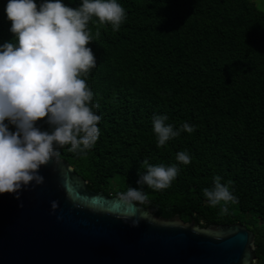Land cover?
I'll return each mask as SVG.
<instances>
[{
    "label": "trees",
    "instance_id": "1",
    "mask_svg": "<svg viewBox=\"0 0 264 264\" xmlns=\"http://www.w3.org/2000/svg\"><path fill=\"white\" fill-rule=\"evenodd\" d=\"M37 8L43 0H35ZM78 8L82 0H61ZM0 0V45L17 44L6 4ZM125 19L117 31L92 17L87 25L96 66L82 74L100 115L96 143L85 153L57 147L89 181V188L120 195L147 193L142 204L158 216L179 215L200 228L241 222L256 234L257 262L264 264V12L252 0H117ZM97 33H99L97 35ZM91 107V104L89 105ZM182 131L157 147L153 116ZM7 124L8 121L6 120ZM41 130L51 131L45 121ZM10 130L15 127L9 125ZM187 151L189 164L176 160ZM176 165L170 186L137 185L141 162ZM231 181L238 203L210 207L204 188ZM139 203V202H138Z\"/></svg>",
    "mask_w": 264,
    "mask_h": 264
},
{
    "label": "clouds",
    "instance_id": "2",
    "mask_svg": "<svg viewBox=\"0 0 264 264\" xmlns=\"http://www.w3.org/2000/svg\"><path fill=\"white\" fill-rule=\"evenodd\" d=\"M5 11L17 44L0 45V194H14L19 200L30 185L44 183L39 169L58 155L54 145H70V152L83 154L96 143L101 116L93 109L99 105L92 102L93 92L81 78L97 64L87 47L95 40L86 29L90 19L98 17L101 24L110 23L117 31L125 9L117 0H82L78 8L61 0H43L39 9L35 0H8ZM152 120L158 148L182 131L195 130L188 123L174 129L165 124L167 115H154ZM38 121H45L51 131L41 130ZM176 160L186 165L190 156L179 152ZM141 167L146 172H138L136 184L153 190L168 188L179 171L175 164L152 165L147 159ZM213 180L214 186L204 188L203 194L210 207L223 202L221 214L227 213L229 202L238 203L229 191L232 182L222 184L219 176ZM120 199L135 207L136 202L146 203L148 195L130 187ZM57 207L52 201L51 208Z\"/></svg>",
    "mask_w": 264,
    "mask_h": 264
},
{
    "label": "water",
    "instance_id": "3",
    "mask_svg": "<svg viewBox=\"0 0 264 264\" xmlns=\"http://www.w3.org/2000/svg\"><path fill=\"white\" fill-rule=\"evenodd\" d=\"M44 183L19 200L0 194V264H248L256 234L246 224L200 228L179 215L125 204L89 188L58 155L39 169ZM58 207L53 210L51 202ZM22 205V206H21ZM135 222V224H134Z\"/></svg>",
    "mask_w": 264,
    "mask_h": 264
},
{
    "label": "rangeland",
    "instance_id": "4",
    "mask_svg": "<svg viewBox=\"0 0 264 264\" xmlns=\"http://www.w3.org/2000/svg\"><path fill=\"white\" fill-rule=\"evenodd\" d=\"M256 3V6L264 12V0H252Z\"/></svg>",
    "mask_w": 264,
    "mask_h": 264
}]
</instances>
